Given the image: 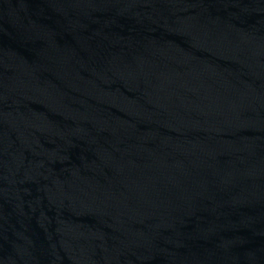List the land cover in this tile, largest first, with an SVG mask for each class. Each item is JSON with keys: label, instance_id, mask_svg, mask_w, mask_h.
<instances>
[{"label": "water", "instance_id": "water-1", "mask_svg": "<svg viewBox=\"0 0 264 264\" xmlns=\"http://www.w3.org/2000/svg\"><path fill=\"white\" fill-rule=\"evenodd\" d=\"M0 264H264V0H0Z\"/></svg>", "mask_w": 264, "mask_h": 264}]
</instances>
